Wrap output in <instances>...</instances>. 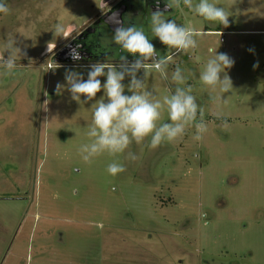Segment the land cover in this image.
Returning <instances> with one entry per match:
<instances>
[{
    "label": "rangeland",
    "instance_id": "rangeland-1",
    "mask_svg": "<svg viewBox=\"0 0 264 264\" xmlns=\"http://www.w3.org/2000/svg\"><path fill=\"white\" fill-rule=\"evenodd\" d=\"M101 2L8 0L0 16V41L13 37L22 52L15 74H0V181L6 197L20 199L0 205L2 239L16 234L5 264H264V0H214L231 13L226 27L169 8L165 18L199 33L197 48L174 53L169 70H190L208 131L196 142L188 129L143 152L132 143L140 158L121 155L125 171L116 176L106 172L113 157L85 163L78 151L103 93L77 103L56 90L66 70L87 78L89 65L55 55ZM148 23L155 50L169 54ZM56 24L63 30L54 34ZM209 49L234 60L219 108L209 100L219 93L198 80ZM145 83L157 96L170 87L156 73Z\"/></svg>",
    "mask_w": 264,
    "mask_h": 264
},
{
    "label": "clouds",
    "instance_id": "clouds-1",
    "mask_svg": "<svg viewBox=\"0 0 264 264\" xmlns=\"http://www.w3.org/2000/svg\"><path fill=\"white\" fill-rule=\"evenodd\" d=\"M167 7L186 9L194 17L225 27L231 15L229 9L219 6L214 0H168ZM9 11L8 0H0V15ZM111 17L114 19L109 21L116 25L111 42L134 59L129 62L124 55H120L115 65L107 60L89 64L86 79L79 72L66 70L65 83H57L56 90L60 93L66 89L71 100L77 103H87L98 92L103 93L90 108L91 123L87 124L85 132L88 142L82 143L78 151L85 163H91L103 154L113 157L106 165V172L116 176L125 171L124 163L119 159L121 155L125 161L131 162L140 158L129 150L132 143L140 145L141 152L145 147L153 150L162 143L182 138L188 129H194L192 139L199 142L208 127L204 108L196 102L192 86L187 84L190 70L180 66L169 70L174 53H188L197 48L199 33L184 24L177 25L159 10L152 12L148 17L151 35L165 45L169 53L161 56L143 26H123L115 14ZM62 30V25L56 24L52 31L55 34ZM78 48L79 45L69 51L74 61L81 59ZM209 52L211 56L203 63L198 80L212 92L219 93L209 97L210 102L219 108L227 103L228 97L223 100L222 97L232 91L227 70L231 69L234 60L226 53H217L213 49ZM21 56V49L16 46L13 37L0 41V74L14 75ZM149 73L158 74L162 81L170 85L167 94L157 96L146 87ZM100 77H104L103 84ZM125 78H128L127 85L123 83ZM81 96L85 98L83 102ZM165 112L168 122H160ZM217 119H220L219 112Z\"/></svg>",
    "mask_w": 264,
    "mask_h": 264
},
{
    "label": "flooded vegetation",
    "instance_id": "flooded-vegetation-1",
    "mask_svg": "<svg viewBox=\"0 0 264 264\" xmlns=\"http://www.w3.org/2000/svg\"><path fill=\"white\" fill-rule=\"evenodd\" d=\"M104 0H102L103 2ZM98 8L97 14L87 23L82 24L79 30L74 36L68 35L66 38V43L61 50L56 53V60L61 63L67 60L66 65H70L76 62L81 64H92L96 62H111L117 64L119 62V56L124 55L129 62H131L134 57L123 53L119 50L118 46L111 42V38L114 34V29L111 27H116L108 19L114 12H119V20L122 22L123 26H145L147 24V18L154 11H161L162 14L168 12H163L166 9L162 3L159 4L158 0H108ZM110 26V28H109ZM79 45L77 51L81 57L80 60L74 61L69 56V51L71 48H76ZM4 180L0 181V205L5 201H18L20 199L16 197H6ZM4 225L5 217L0 209V264H5L7 261V256L11 253L13 248V243L16 234L11 237L8 243L3 240L4 235ZM3 238V239H2Z\"/></svg>",
    "mask_w": 264,
    "mask_h": 264
},
{
    "label": "water",
    "instance_id": "water-1",
    "mask_svg": "<svg viewBox=\"0 0 264 264\" xmlns=\"http://www.w3.org/2000/svg\"><path fill=\"white\" fill-rule=\"evenodd\" d=\"M106 1H108V0H104V1L102 2V4L105 3ZM158 2H159V4L162 3L163 6L166 7V9L162 10L163 12H169V11H170V9H169V8L167 7V5H166L165 0H158ZM113 14H115V16H116L117 19H119L120 13H119V12H114V13H112L110 16H108V19H109V20L114 19V18L111 17V16H113ZM109 28H110V26H109ZM111 28L114 29V27H111ZM111 28H110V29H111ZM66 61H67V60L65 59V61H62V63H65ZM58 62H59V61H58Z\"/></svg>",
    "mask_w": 264,
    "mask_h": 264
},
{
    "label": "crops",
    "instance_id": "crops-1",
    "mask_svg": "<svg viewBox=\"0 0 264 264\" xmlns=\"http://www.w3.org/2000/svg\"><path fill=\"white\" fill-rule=\"evenodd\" d=\"M49 50V49H48ZM48 52V51H47Z\"/></svg>",
    "mask_w": 264,
    "mask_h": 264
},
{
    "label": "trees",
    "instance_id": "trees-1",
    "mask_svg": "<svg viewBox=\"0 0 264 264\" xmlns=\"http://www.w3.org/2000/svg\"><path fill=\"white\" fill-rule=\"evenodd\" d=\"M1 16V15H0Z\"/></svg>",
    "mask_w": 264,
    "mask_h": 264
}]
</instances>
